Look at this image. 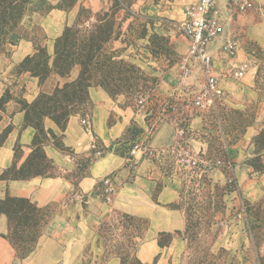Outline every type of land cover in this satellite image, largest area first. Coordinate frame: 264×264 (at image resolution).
Returning a JSON list of instances; mask_svg holds the SVG:
<instances>
[{
  "label": "crops",
  "instance_id": "0c3cea01",
  "mask_svg": "<svg viewBox=\"0 0 264 264\" xmlns=\"http://www.w3.org/2000/svg\"><path fill=\"white\" fill-rule=\"evenodd\" d=\"M230 1L219 0L217 12L222 19L224 33L210 49L215 73L226 92L224 103L238 108H248L255 103L261 105L254 132L250 130L241 144L227 150L239 188L238 196L250 203L262 196V185L264 187V173L256 172L250 163L254 159L258 163L264 162V148L256 145L264 131V99L262 95L258 97V78L264 68V19L257 13L258 16L240 13L231 26L236 14L229 10ZM254 1L264 6L263 2ZM56 12L57 17L52 21L54 25H49V29L44 26L50 69H53L54 40L66 25L76 19L75 14ZM232 37H237L240 42L235 59L222 50ZM34 42L32 35L22 39L6 59L8 65L1 71L0 203L8 199L26 200L42 212L46 220L30 252L23 256L12 242L9 215L0 211V264H122L121 255L109 254L101 233L102 228L114 225L120 217L147 223L140 235L138 233L134 237L133 256L139 263L183 264L182 258L188 250L185 238L188 219L186 209L180 205L184 200V188L192 182L184 181L151 160H143L135 169L128 161L129 151L136 142H146L153 148L172 146L177 136L175 125L166 121L152 131L143 111L138 110L136 114L131 110L129 114L106 91L97 87L88 91L89 106L68 115L64 126L53 116H44L41 128L30 123L29 110L37 106L43 95L52 96L59 88L80 79L79 71L66 78L53 71L47 83L29 71L12 75L15 68L34 55ZM233 62L250 65L249 79L232 77L230 65ZM195 70L196 77L191 83L195 89H200L204 83L203 75L197 67ZM178 77L176 74L174 83L167 87L162 84L160 91L167 95L178 91ZM192 110L197 115L190 120L187 138L197 152L208 156V146L199 138L200 131H204V120L199 115L203 112L193 105ZM114 115L116 119L110 125ZM42 134L44 140L38 142ZM97 141L106 148V154L94 159L91 146ZM57 142L73 155L65 154L57 147ZM39 149L55 168L68 176L27 179L10 176L12 170L25 167ZM107 177L112 178L116 187L111 204L106 202L101 192V182ZM194 182L200 188L198 191L206 185V180ZM209 182L213 191L225 189L228 177L221 170L215 171ZM79 196L84 199H79ZM228 199L233 203L236 195H228Z\"/></svg>",
  "mask_w": 264,
  "mask_h": 264
},
{
  "label": "rangeland",
  "instance_id": "374dc122",
  "mask_svg": "<svg viewBox=\"0 0 264 264\" xmlns=\"http://www.w3.org/2000/svg\"><path fill=\"white\" fill-rule=\"evenodd\" d=\"M256 1L264 3V0ZM197 3L198 0H0V77L2 68L8 65L6 59L22 39L32 35L36 51L12 75L29 71L47 83L53 71L64 78L79 71L80 79L59 88L52 96L43 95L37 106L29 110L30 123L41 128L42 118L53 116L64 126L68 115L89 106L91 85L106 91L129 114L131 110L136 114L143 111L152 131L166 121L175 125L176 133L178 127L189 131L190 120L197 115L192 110L191 98L181 96L179 91L163 94L160 88L162 84L174 83L176 74L180 80L179 64L189 57L190 42L178 25L187 21V9ZM56 11L75 14L76 19L54 40L53 69H50L45 27L49 29L53 24ZM256 13L264 19V6L255 2V8L244 14L258 16ZM236 17L237 14L230 25H234ZM230 25L228 29L232 33ZM259 77L258 97L262 95L264 99V68ZM2 104L0 100V107ZM260 106L255 103L238 108L223 102L199 114L204 120V131H200L199 138L208 146L207 158L222 161L221 171L228 178L229 174L234 176L230 173L234 169L227 150L241 144L250 130L254 132ZM115 116L110 125L114 124ZM39 138L38 142H43L44 135ZM56 145L65 154L73 155L61 143ZM256 145L264 148V131ZM155 163L192 182L184 188L180 205L186 209L188 219L185 233L188 250L182 258L183 264H264L263 185L262 196L248 203L240 200L239 188L234 191L226 186L213 191L207 180L204 189L198 191L200 188L194 180L172 160ZM250 163L256 172L264 173V162L254 159ZM10 176L68 175L55 168L39 149L25 167L12 170ZM228 195H236V200L232 203ZM0 211L10 217L12 242L21 255H27L46 220L45 215L28 202L18 201L0 203ZM146 224L120 217L114 225L102 228V240L109 254L121 255L122 264H141L133 256L134 237L140 235Z\"/></svg>",
  "mask_w": 264,
  "mask_h": 264
},
{
  "label": "built area",
  "instance_id": "2783aa9c",
  "mask_svg": "<svg viewBox=\"0 0 264 264\" xmlns=\"http://www.w3.org/2000/svg\"><path fill=\"white\" fill-rule=\"evenodd\" d=\"M218 5L219 0H199L196 5H191L187 9V21L178 25V29L190 42L189 57L179 64L181 74L178 91L180 95L184 94L185 98L190 97V104L201 112L215 109L226 100V92L220 86V79L215 73V61L210 49L211 45L224 33L222 19L217 12ZM254 8V0H231L229 3L230 12L235 14L250 12ZM239 49L240 42L237 37H232L222 47L223 52L231 59L238 56ZM196 67L203 75L204 83L200 89H195V85L191 83V80L196 77ZM249 69L248 63L233 62L230 65L231 75L236 80L245 79ZM196 81H198L197 78ZM187 136V129L178 127L176 141L168 148H153L146 142L134 143L128 156L130 166L135 169L143 160L161 164L169 159L192 180H198L200 183L209 180L216 170L223 169L224 163L210 160L204 153L197 152ZM91 149L94 159L102 158L106 154V148L98 142H95ZM231 168L234 169L233 165ZM231 171L234 170L230 169V173ZM234 178L229 174L227 186L228 189L235 191L238 186ZM101 192L106 202H112L116 187L111 177L101 182ZM78 198L84 199L82 196Z\"/></svg>",
  "mask_w": 264,
  "mask_h": 264
},
{
  "label": "trees",
  "instance_id": "16d2710c",
  "mask_svg": "<svg viewBox=\"0 0 264 264\" xmlns=\"http://www.w3.org/2000/svg\"><path fill=\"white\" fill-rule=\"evenodd\" d=\"M92 84V83H91ZM89 87V89L92 87L91 85L90 86H88ZM54 118V117H53ZM55 119V118H54ZM56 120V119H55ZM67 120V119H66ZM28 121H30V119H28ZM57 121V120H56ZM59 124H61L62 125V122H60V121H57ZM16 178V177H15ZM17 178H19V177H17ZM27 178H29V177H27ZM27 178H21V179H27ZM8 201H18V202H27L26 200H14V199H8ZM8 201H6L5 203H7Z\"/></svg>",
  "mask_w": 264,
  "mask_h": 264
}]
</instances>
